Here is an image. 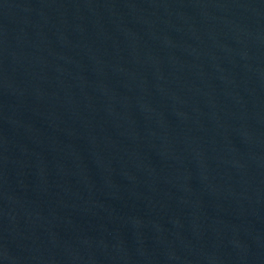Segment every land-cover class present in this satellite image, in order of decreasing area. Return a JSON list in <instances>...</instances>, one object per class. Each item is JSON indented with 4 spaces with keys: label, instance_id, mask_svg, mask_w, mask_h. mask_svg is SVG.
I'll return each mask as SVG.
<instances>
[{
    "label": "water",
    "instance_id": "95a60500",
    "mask_svg": "<svg viewBox=\"0 0 264 264\" xmlns=\"http://www.w3.org/2000/svg\"><path fill=\"white\" fill-rule=\"evenodd\" d=\"M0 264H264V0H0Z\"/></svg>",
    "mask_w": 264,
    "mask_h": 264
}]
</instances>
